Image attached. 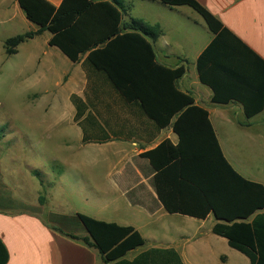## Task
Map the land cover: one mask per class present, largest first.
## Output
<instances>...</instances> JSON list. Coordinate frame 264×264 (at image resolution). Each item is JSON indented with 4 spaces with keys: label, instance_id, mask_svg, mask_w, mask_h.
Returning <instances> with one entry per match:
<instances>
[{
    "label": "trees",
    "instance_id": "obj_1",
    "mask_svg": "<svg viewBox=\"0 0 264 264\" xmlns=\"http://www.w3.org/2000/svg\"><path fill=\"white\" fill-rule=\"evenodd\" d=\"M159 1L169 7L193 8L213 34L197 60L199 80L213 91V103L238 101L247 118L263 112L264 59L198 0ZM19 5L38 30L7 39V56L28 38L48 31L49 46L57 47L74 63L82 62L91 95L87 91L84 101L73 94L71 101L77 110L75 122L84 131L83 142L105 143L114 136L113 114L99 111L97 104L104 93L115 94L130 116L149 121L158 132L171 126L179 138L177 144L166 139L140 155L154 173L152 185L159 201L171 214L206 219L212 213L218 220L213 228L216 235L226 238L250 264H264V185L233 167L209 112L179 89L177 82L186 69H171L157 61L152 41L161 35L160 26L136 19L125 23L126 10L118 0H63L59 7L48 0H19ZM99 113L109 127L96 118ZM53 216L60 224L82 226L106 263L183 264L175 251L160 249L143 251L128 260L131 252L146 245L133 226L82 212ZM9 257L0 237V264H7Z\"/></svg>",
    "mask_w": 264,
    "mask_h": 264
},
{
    "label": "crops",
    "instance_id": "obj_2",
    "mask_svg": "<svg viewBox=\"0 0 264 264\" xmlns=\"http://www.w3.org/2000/svg\"><path fill=\"white\" fill-rule=\"evenodd\" d=\"M48 1L59 7L63 0ZM118 1L126 10L125 23L132 19L142 20L135 14L136 0ZM142 1L156 7V10L149 11L153 15L147 16L145 23L161 28V35L152 41L157 61L171 69H186L177 82L179 89L191 94L196 104L209 112L219 143L233 167L249 180L264 185V111L247 118L238 101L213 103V91L199 80L197 60L213 39L205 20L189 6L169 7L159 0ZM198 1L264 59V0ZM19 20L25 25L28 21V32L38 30V26L27 19L19 0H0V45L4 46L0 71L8 75L9 80L33 81L38 89L50 87L55 90L58 82L65 78H68V85L76 83L77 87L67 89L71 91V104L64 103L65 110L72 112L75 121L77 110L71 96L77 94L85 101V93L88 91L91 95L82 62L74 63L57 47L49 46L57 49L54 50L57 57L65 64L81 69L75 74L69 71L59 74L52 60L40 59V53L36 52L35 38L38 36L28 38L12 56H7L5 41L20 33L16 31ZM30 42L32 44L26 47ZM17 57L18 60H14ZM50 75H55L54 80ZM52 81H55L54 89ZM51 95L55 96L54 111L61 114L57 105L59 96L56 93ZM111 95L113 99L109 97ZM101 97L102 102L97 103L99 108L101 106L99 111L113 114L112 120L111 117L108 119L114 136L105 143H84V131L78 125L81 131L79 141L84 145L111 148L112 156L85 153L81 158L87 164L96 157L114 160V173L108 175L110 179L116 176V181L103 184L96 190L103 203H95L90 216L133 226L142 234L145 247L131 252L127 259L133 260L143 251L160 249L175 251L183 264H250V260L232 248L226 238L213 232L218 220L212 213L206 219L171 214L159 201L152 185L154 173L149 161L140 155L166 139L177 144L179 138L172 127L158 132L149 121L130 116L115 94L104 93ZM76 228L70 224L61 226L49 222L38 213L13 212L7 201L0 199V237L9 251L7 264H113L104 261L83 227L82 233H75Z\"/></svg>",
    "mask_w": 264,
    "mask_h": 264
},
{
    "label": "rangeland",
    "instance_id": "obj_3",
    "mask_svg": "<svg viewBox=\"0 0 264 264\" xmlns=\"http://www.w3.org/2000/svg\"><path fill=\"white\" fill-rule=\"evenodd\" d=\"M135 3V14L144 22L147 16L153 15L149 11L156 10L148 1L136 0ZM28 29V21L25 25L19 20L16 31L25 33ZM50 37V33L45 32L35 38L40 59L52 60L59 74L79 71L80 68L65 64L57 57L54 51L57 49L48 45ZM3 55L4 46L0 45V59ZM50 76L54 80L55 75ZM68 83L65 78L58 82L57 88L52 81L55 90L38 89L33 81L9 80V76L0 71V135L3 136L0 140V199L6 200L13 212L38 213L61 226L65 224L57 222L54 214L75 216L76 212H82L90 215L95 203H103L96 190L116 181V176L110 179L108 175L114 173V160L96 157L87 164L81 158L85 153L112 156V150L79 141L80 128L72 112L64 108L65 102L71 104V91L67 89L77 87L74 82ZM52 93L59 96L57 105L61 114L54 111ZM95 116L109 127L104 114ZM76 227L75 233L83 232L81 226Z\"/></svg>",
    "mask_w": 264,
    "mask_h": 264
}]
</instances>
